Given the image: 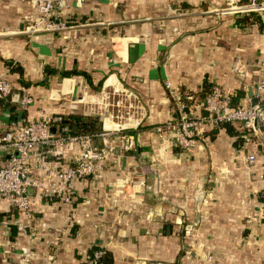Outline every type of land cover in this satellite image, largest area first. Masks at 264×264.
Masks as SVG:
<instances>
[{
	"label": "crops",
	"instance_id": "0c3cea01",
	"mask_svg": "<svg viewBox=\"0 0 264 264\" xmlns=\"http://www.w3.org/2000/svg\"><path fill=\"white\" fill-rule=\"evenodd\" d=\"M228 1L69 0L67 29L34 32L30 3L0 0V74L13 85L0 100L1 128L47 109L63 117L58 132L76 122L69 114L97 109L99 130L106 129L119 94L129 98V123L137 125L129 151L120 149L118 132L106 135L117 152L99 173L74 178L72 203L32 190L31 227L12 200L0 199V264H22L29 247L39 251L31 264H80L98 247L108 252L100 264H264V130L207 125L210 144L191 149L153 130L178 114L173 87L193 109L215 83L233 105L248 97L264 103V88H256L264 78V10L231 13ZM73 70L92 82L65 74ZM23 92L34 101L22 105ZM78 149L49 156L64 164Z\"/></svg>",
	"mask_w": 264,
	"mask_h": 264
},
{
	"label": "built area",
	"instance_id": "2783aa9c",
	"mask_svg": "<svg viewBox=\"0 0 264 264\" xmlns=\"http://www.w3.org/2000/svg\"><path fill=\"white\" fill-rule=\"evenodd\" d=\"M24 1L35 9V14L30 16L32 25L29 30L61 31L69 27L62 15V8L68 6L69 0ZM224 9L231 13L262 11L264 0H229ZM256 88L258 91L264 88V78L257 80ZM177 91L176 88H171V93L176 99L177 116L154 125V132L161 136L164 142H170L182 149L208 146L210 140L205 127L226 122H240L246 129L256 130L261 127L264 130V103H255L252 97H248L246 103L233 105L229 93L220 84L215 83L193 109ZM12 93V83L1 73L0 99L8 98ZM118 97H114L109 103L114 108L110 110L107 118L114 125L106 129L73 132L71 126L65 125L55 133L52 127L62 121L63 117L54 115L47 109L41 110L38 117L24 121L11 120L3 128L0 125V155L2 152L6 156L3 163H0V199L12 200L27 226L31 227L35 218L32 190H39L42 195L59 197L67 204L72 203L75 194L74 178L93 176L103 169L106 161L117 152L108 141L107 134L118 132L122 151L136 147L137 133L131 129L137 128V125L132 126L129 123L133 106L129 101L124 120V114L118 108L124 99ZM124 98L127 100V97ZM33 101L31 94L22 93V105ZM97 137H102L101 144L96 143ZM252 144V138L246 135L243 149L251 165L257 157L256 153L250 150ZM77 145L78 152H75L73 160L67 163H60L49 156V153L73 151ZM45 146L49 147L44 148ZM260 176L264 177V173ZM186 232L192 234L191 225L187 227ZM35 238L33 235L34 242ZM106 253L107 250L102 247L88 249L84 252L80 264H100ZM38 255L37 248L29 247L21 252L20 260L22 264H31Z\"/></svg>",
	"mask_w": 264,
	"mask_h": 264
},
{
	"label": "rangeland",
	"instance_id": "374dc122",
	"mask_svg": "<svg viewBox=\"0 0 264 264\" xmlns=\"http://www.w3.org/2000/svg\"><path fill=\"white\" fill-rule=\"evenodd\" d=\"M119 96V97H118ZM117 97L118 98H122V99H124V102L122 103V104H120L119 106H118V108L119 109H121V112L124 114V120H126V118H125V114H126V110L128 109V104H129V98H127V100H126V98H124V94H122V95H117ZM127 97V96H126ZM67 112H68V110H66ZM110 111H107V114L109 113ZM71 113V112H70ZM97 113H98V110L97 109H92V110H88L87 112H85V115L84 114H69V116L70 115H74L73 117H72V119H75L76 118V116H82V118H85V117H87L88 118V121H90V128H94L93 130H97V128H99V126L97 125V123H99L98 121H97V119H96V121H95V118H94V116L95 115H97ZM55 115V114H54ZM84 132H87V131H84ZM89 132V131H88ZM2 247V245H1V241H0V248ZM1 251V250H0ZM3 252H7V251H3Z\"/></svg>",
	"mask_w": 264,
	"mask_h": 264
},
{
	"label": "trees",
	"instance_id": "16d2710c",
	"mask_svg": "<svg viewBox=\"0 0 264 264\" xmlns=\"http://www.w3.org/2000/svg\"><path fill=\"white\" fill-rule=\"evenodd\" d=\"M19 67V66H18ZM17 67V68H18ZM19 70H21V68L19 67L18 68ZM71 72H77V73H82L83 75H85V77H87V80L89 81V82H92V77H91V75L87 72V71H83V70H73V71H66L65 72V74H70ZM102 79L100 80V82H99V84H101L102 83ZM24 82V81H23ZM24 83H26V82H24ZM29 82H27V84H28ZM2 99V98H1ZM0 99V100H1ZM203 99V98H202ZM201 99V100H202ZM235 105H238V104H235ZM76 122L78 123V131H74L73 130V128H72V125H70L71 126V130L73 131V132H79V131H94L93 129L94 128H90V121H88V120H86V121H84V119L82 118V116H76ZM224 124H226V125H228V124H230V123H224ZM98 129H100V128H97V130ZM228 129H231L230 128V125H228ZM106 255H108V252H107V254H105V256L102 258V261L104 260H106Z\"/></svg>",
	"mask_w": 264,
	"mask_h": 264
},
{
	"label": "water",
	"instance_id": "95a60500",
	"mask_svg": "<svg viewBox=\"0 0 264 264\" xmlns=\"http://www.w3.org/2000/svg\"><path fill=\"white\" fill-rule=\"evenodd\" d=\"M236 66H237V63L235 64V67ZM255 103H257V102H255ZM64 122H70V119H64ZM71 125H72V128L74 131H78V123L77 122H72ZM52 131L56 132V126L52 127Z\"/></svg>",
	"mask_w": 264,
	"mask_h": 264
}]
</instances>
